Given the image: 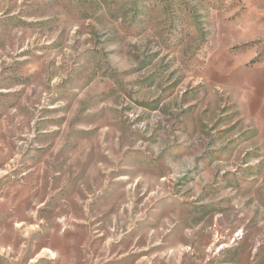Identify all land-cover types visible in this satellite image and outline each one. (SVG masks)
Returning a JSON list of instances; mask_svg holds the SVG:
<instances>
[{"label": "rangeland", "instance_id": "1", "mask_svg": "<svg viewBox=\"0 0 264 264\" xmlns=\"http://www.w3.org/2000/svg\"><path fill=\"white\" fill-rule=\"evenodd\" d=\"M0 264H264V0H0Z\"/></svg>", "mask_w": 264, "mask_h": 264}]
</instances>
